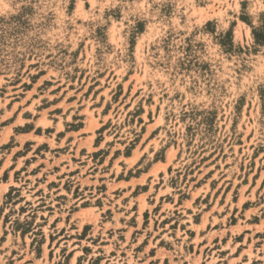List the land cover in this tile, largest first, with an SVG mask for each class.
Instances as JSON below:
<instances>
[{"label": "rangeland", "instance_id": "rangeland-1", "mask_svg": "<svg viewBox=\"0 0 264 264\" xmlns=\"http://www.w3.org/2000/svg\"><path fill=\"white\" fill-rule=\"evenodd\" d=\"M222 2L0 0V264H264V0Z\"/></svg>", "mask_w": 264, "mask_h": 264}, {"label": "clouds", "instance_id": "clouds-1", "mask_svg": "<svg viewBox=\"0 0 264 264\" xmlns=\"http://www.w3.org/2000/svg\"><path fill=\"white\" fill-rule=\"evenodd\" d=\"M169 3L175 4L176 5V12L174 14L175 17H183L186 13H181L179 9L185 8V9H190L191 8V0H182V2L177 3V0H151V4L148 5L151 7L152 5L157 6L156 7V14L159 15L160 13V7L167 5ZM242 3V0H224L221 4L218 5V7L225 8L227 9L228 7H231L233 11V15H236L237 10L239 9V5ZM190 15V13H187ZM170 27H172L170 25ZM185 28V35H187V22L184 24ZM175 35L172 36V43L168 45V47L171 49V51L165 53L163 49L158 47V51L160 52V55L156 57L158 60L167 62V64L171 65V67L167 68L169 71V74H171V71L173 68H175V62L178 59V49L180 47V44L183 40V37L181 36L180 33V25H176L174 28ZM135 38V33H132L131 39L134 40ZM135 53L132 51L131 48L128 49V53L125 57H123V60H126V68L125 71H122L121 75L123 76L126 74L127 71L132 70L134 71L136 68V60L134 59ZM120 65L118 64L117 67ZM3 169H0V172H2ZM14 183L13 181H9V184ZM23 185H21L22 187ZM7 187H4L3 189H0V207L4 206L5 204V193L7 192ZM7 211H13L15 212V215L12 216V220H16L17 218L23 220L24 217L20 215L19 213V207L13 208L12 205H8L7 209L5 211V214H7ZM3 227H2V216H0V233H2Z\"/></svg>", "mask_w": 264, "mask_h": 264}, {"label": "crops", "instance_id": "crops-1", "mask_svg": "<svg viewBox=\"0 0 264 264\" xmlns=\"http://www.w3.org/2000/svg\"><path fill=\"white\" fill-rule=\"evenodd\" d=\"M20 125H22V124H19V125H17V124H12V134L14 133V128L16 127V126H20ZM4 138V136L2 135L1 137H0V140L1 139H3ZM21 139H19L18 141H19V143H20V145L22 146V144H25L28 140H32V138H34V137H31V133H29V132H23L22 134H21V137H20ZM4 142H6V140H1V142H0V144L1 143H4ZM21 146H16L17 147V149L19 150L20 148H21ZM17 149H15V150H13L12 151V156L13 155H15L16 154V150ZM12 159H13V157H12ZM0 175H1V172H0Z\"/></svg>", "mask_w": 264, "mask_h": 264}, {"label": "bare ground", "instance_id": "bare-ground-1", "mask_svg": "<svg viewBox=\"0 0 264 264\" xmlns=\"http://www.w3.org/2000/svg\"><path fill=\"white\" fill-rule=\"evenodd\" d=\"M134 160V159H133Z\"/></svg>", "mask_w": 264, "mask_h": 264}]
</instances>
